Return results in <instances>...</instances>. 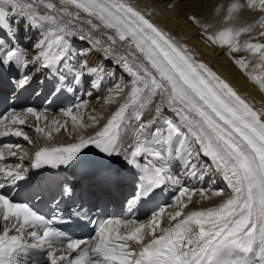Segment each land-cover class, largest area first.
Returning a JSON list of instances; mask_svg holds the SVG:
<instances>
[{
  "label": "snow or ice",
  "instance_id": "6c2138e0",
  "mask_svg": "<svg viewBox=\"0 0 264 264\" xmlns=\"http://www.w3.org/2000/svg\"><path fill=\"white\" fill-rule=\"evenodd\" d=\"M60 5L57 7L53 0L27 3L0 0V39L4 41L0 43V71L10 70L13 64L27 69L31 64L37 75L25 71L18 81L19 87L30 86L34 79L43 86L45 81L39 80V74L43 73L45 79L51 77L55 81L53 95L65 90L64 82L69 75L67 90L75 91L73 85L79 86L85 76L99 75L103 69L89 67L86 59L81 61L80 57L87 52H75L70 38L79 34L80 40L99 44L92 32L103 27L114 33H103L111 42L104 47L106 53H114L112 45L117 40L127 41V54L118 55L117 63L132 77L131 88L101 130L88 138L81 137L76 143L41 148L35 153L31 167H67L85 160L89 155L85 150L95 148L101 158H110L101 170L103 183L117 182L112 173L115 169L119 176L122 171L120 157L125 165L136 170L133 199L127 201L129 211L137 202H154L165 186H174L176 194L171 204L153 210L146 223L135 218L105 219L99 221L94 237L83 240L69 237L56 225L55 217L47 218L28 203L15 201L0 191V221L4 222L0 231V264H264V111L255 110L206 64L197 62L186 47L157 27L130 0H60ZM69 6L76 11H69ZM246 6L264 11V0H246ZM241 7L233 3L225 20H231ZM189 19L207 31L208 26L197 17ZM256 28L264 29V17L255 25L226 27L207 38L220 46L227 45L230 53L243 50L258 56L257 67H261L264 43L239 42L242 34ZM33 30L40 38L29 45L36 55L28 60L11 42L19 41L22 32ZM259 36L264 37V31ZM235 63L247 70L244 59ZM248 75L264 91V75ZM97 86L93 81V87ZM122 91L117 85L115 95H110L107 102H114ZM157 97L160 103L153 109L155 116L145 121L144 113ZM85 107L86 102H77L62 109L64 123L53 119L51 125L47 123V110L38 112L28 107L13 112L0 119V125L4 126L0 136L23 137L31 143L23 131L29 117L37 122L36 133L51 128L46 133L48 138L53 130L57 133L67 130L68 119L73 126L83 128L80 110ZM165 107L175 114V120L164 117ZM42 119L45 127L40 126ZM89 119L96 120L92 116ZM133 120L137 122L133 142L125 147L124 134ZM158 122L160 127H155ZM3 147L15 156L13 149L19 145ZM201 155L211 163L202 164ZM173 158L180 162L179 173L173 171ZM4 159L0 150V160ZM212 171L221 173L227 181L230 197L216 207L185 212L196 194L207 198V191L220 196L223 190L190 188L182 184L181 176L203 179ZM0 176L12 186L29 179L20 164L0 168ZM4 187L5 183L0 182V189ZM75 187L63 185L60 195L71 199ZM55 204L59 209V201ZM168 208L176 210L167 212ZM91 210L84 203H74L68 210V219L86 218ZM165 218L171 225L168 228L161 227ZM157 231L160 235H156ZM149 235L152 239L146 243L145 237ZM130 242L139 245V251Z\"/></svg>",
  "mask_w": 264,
  "mask_h": 264
},
{
  "label": "bare ground",
  "instance_id": "6f19581e",
  "mask_svg": "<svg viewBox=\"0 0 264 264\" xmlns=\"http://www.w3.org/2000/svg\"><path fill=\"white\" fill-rule=\"evenodd\" d=\"M174 1L175 0H130V2L133 5L139 8L154 23L162 26L165 29V31L170 36H172L173 39L179 45L186 47L190 51V53L193 54L194 59L196 61L206 64L208 68H210L213 72H215L218 76H220L223 80H225L239 95L245 98V100L248 103H250L255 110L264 111V91H261L259 86L249 79V75H248V73H252L257 76L264 75V66L257 67V65L259 64L258 56H253L249 52L243 51V50L230 53L229 47L227 45L220 46L219 44L212 43L207 38L209 36V32H210V35H214L218 33L219 31H222L226 27H233V28L247 27L250 25V23L253 20L257 18L256 21L254 22V25H255L261 19V17H264V11H261L259 10V8H256V11L253 10L254 11L253 12L252 9L247 8V6L245 8H240L242 11H239V10L235 11L233 13V18L231 20H225V16H224V18L220 19L219 21H216L214 23L212 22V24L207 25L208 28H207V31H205L202 27L194 24L189 19V17L195 16L203 24L204 17L209 12V8L213 4V2L215 1L220 2L223 0H177L176 2ZM228 2L230 4H233L234 0H228ZM238 2H240V0H238ZM174 4L175 6L173 8L170 7ZM69 9H73V7L69 6ZM40 11H43V8L40 9ZM99 29L102 30L104 28H99ZM13 30H15V26H13ZM260 31H264V29L256 28L251 33H244V35L242 36V40L239 38L241 40V41L239 40L240 43L243 44L244 42L249 41V40H251L252 42L264 43V37L259 36ZM27 34L24 33V36L26 35V38L23 37L22 40L25 41V44H27L28 47L30 44L31 45L35 44L37 40L40 38L39 33L36 30L32 31L31 36H30V32H27ZM0 41L4 43L3 39H0ZM103 41L105 40L103 39ZM126 42L127 41L123 42L124 44L123 46L126 45ZM11 43L12 45L18 47L21 51H23L25 58L28 60H31L36 55V50L33 48H30V49L21 48L19 46L20 42H16V40H13ZM76 43L77 44L79 43L78 45L82 44L81 40H77ZM77 44L76 46L74 45V43L71 44V47L73 48L75 52L77 53L81 51L87 52L86 56L80 57L81 61L86 59L88 61L89 67H99L101 69L103 65L105 67L108 66V68L110 69H111V66H113V72L110 71V75L107 72H102L99 75H89V76H85L82 79L84 82L89 80V84H93V81L96 82L97 79H99L101 75L103 76L100 86L96 87L95 89L91 87L90 91L87 94L84 93V96L78 99V101L80 102H86L87 113H84L82 110H80V112L83 115V124L85 125V127L80 128L79 126H73V122L70 119H68L69 122L67 123V130H64V131L61 130L59 133L56 132L55 136H53V133L51 134V138H49L51 142L59 141V142H62L63 145H67L69 143H76L79 141L81 137L88 138L90 136H93L95 132L101 130L103 126L107 123L108 119L112 116V114L118 109L120 104L124 102L131 88V80H132L131 76L127 74V72H123L124 70L121 71L120 70L121 63H117V56L120 54L118 50H115L114 53L107 55V54L101 53L100 52L101 50L98 51L93 45L91 46L89 45L90 47H88L85 44V45H81L77 47ZM117 44H114V45L116 46ZM119 44H122V43L119 42ZM121 46H119V49ZM81 47L83 48L80 49ZM84 47L86 48L84 49ZM237 59H244L246 61L247 63L246 71L242 70L235 63V60ZM77 67H79V63H77ZM24 71H27L29 74L32 75L35 72V67L30 64L27 69H24ZM128 80L130 81V84L125 85L124 83ZM117 85H120L123 88V91L118 96H115L114 102H107V100H104V98L109 97L110 95H115ZM99 95L101 96L104 95V96L99 98L100 97ZM159 103H160V100H155L154 104L149 108V110H147L144 113L145 121L150 120L153 118V116H155V112L153 111V109L155 108V105ZM22 111L23 109L21 110V112ZM73 111L74 113L76 112L75 109H73ZM166 111L167 109L165 108L164 117L167 115V114L165 115ZM61 116H62L61 112L53 117L48 116L47 123L51 125V121L57 118H59L57 120H59L60 123H64L65 117L62 116V118H60ZM90 116L96 118L95 122L89 119ZM41 122L39 123L41 124ZM28 124H29V127H26V128L24 127L23 130L24 131L29 130V132H31V129L33 127L35 128L36 123L32 119V121L27 120L26 125ZM45 124L46 122L44 121V124L41 127H45ZM136 127H137V123L132 124L131 129H128L127 131L128 132L127 135H124L125 147H127L129 144L133 142V130ZM155 127H160V123L158 122L155 125ZM49 130H51L50 127L45 128V134ZM34 131L35 130H32L31 134H28V131H27V134L29 135L30 140L32 137H35L34 139H32V143L36 144L37 141L40 140L38 138V135H40V133H36ZM71 133L74 137L69 138V135ZM73 138H76L77 140L74 141ZM7 142L8 143H5V144L10 143L9 141ZM16 144L17 143H13V145H16ZM19 148H17L19 152H17V150H14L16 151L17 154L15 156H12V155H9V151L7 148H4L3 146L0 147V150L3 151L4 156H5L4 160H0V163H1L0 168L8 167V163H7L8 161H6V159L9 157H14V160L10 161L11 163L14 162L15 164H20L18 159L21 160L22 158H24L25 156L24 151H26L27 146L26 145L19 146ZM85 151L89 152V155L87 157L91 159L92 163L95 165V176L98 178H102L103 173L101 172V170L107 166L108 160L110 158H107V157L101 158L102 154H99L98 150L95 148H91ZM119 159L120 161H123V157H120ZM173 160H176V159L173 158ZM200 161L202 162V164L211 163L207 157H203L202 155L200 156ZM123 164H124V161H123ZM177 164L179 168L181 169L179 161L177 162ZM115 171L116 170L113 169L112 174L117 181L115 184H119L120 189H123V187H126V185H128L129 189H132V186L136 187V178H134L133 172L130 166H127L124 164L123 170L121 173H119V176H116ZM207 175H208V178H206ZM207 175H205L203 179H193V178L185 179L183 184H185L186 182L190 183V181H192L194 183V187L204 188L206 190H209V189L223 190V194L220 196H214L211 194V191H207L206 192L207 198H202L200 197L199 194H196L193 197V202L191 203L190 206L195 207L196 205V206H201V209H208V208L218 206L220 203H222L224 200L230 197L231 189L228 188L227 181L223 178L221 173L212 171ZM124 176L128 180V184L126 185L122 184ZM210 178L212 179V181L210 184H208L207 179L209 180ZM175 194L176 193L174 189L171 191L172 198H174ZM190 206H187V208L185 209V212H191L194 210H198V208L194 210H188V207ZM175 210H176L175 208H169L167 212H174ZM150 218L151 216L148 217V219ZM140 222H143V221H140ZM146 222L147 221H145V223ZM3 223H4L3 221H0V230L3 229ZM172 223L174 224L175 221H173ZM170 226L171 225L169 224L167 218H165L161 224V227L168 228ZM156 235H160V232L157 231ZM151 239L152 237L150 235L146 236L145 242L147 243ZM130 246L133 249L140 247L134 242H130Z\"/></svg>",
  "mask_w": 264,
  "mask_h": 264
},
{
  "label": "rangeland",
  "instance_id": "374dc122",
  "mask_svg": "<svg viewBox=\"0 0 264 264\" xmlns=\"http://www.w3.org/2000/svg\"><path fill=\"white\" fill-rule=\"evenodd\" d=\"M177 0H175L174 2H176ZM27 2H30V0H21V3H27ZM53 2L54 3H56V5H57V7H60L61 5H60V0H53ZM218 2V1H217ZM216 1L215 2H213V4L211 5V7L209 8V12L205 15V17H204V21H203V24H205V25H210V24H212V22L214 23V22H216V21H219L220 19H222V18H224V16H226L227 15V10H228V8L232 5V4H230L229 2H228V0H223V1H220V2H218L217 3ZM215 3H217V4H215ZM234 3H239V4H241V5H243V7H241V8H245L246 7V0H240V2H238V0L237 1H235L234 0ZM175 4H177V3H175ZM175 4L174 5H172V6H170V7H174L175 6ZM216 5V6H215ZM42 9V8H41ZM75 8L73 7V9H69V11H72V12H75L76 11V9L74 10ZM239 11H242L240 8L238 9ZM253 10H255L256 11V8H254V9H252V11ZM254 12V11H253ZM81 17L82 18H84V15L83 14H81ZM208 17V18H207ZM65 19V21H67V17H65L64 18ZM257 19V18H256ZM256 19L255 20H253V22H251L250 23V25H254V22L256 21ZM211 20V21H210ZM250 22V21H249ZM249 25V26H250ZM82 27H84V28H87L88 26L87 25H81ZM248 27V26H247ZM100 28H103V27H100ZM105 29V28H104ZM98 29L97 31H93L92 32V36L93 37H95V38H98L99 40H100V43L99 44H95V41L94 40H89V39H84V40H81V43L82 44H80V45H78L76 42H77V40H80L79 38H78V36H79V34H77L76 35V37L75 36H72L71 38H70V40H71V44L72 43H74V45L76 46V44H77V47L78 46H81V45H85L86 44V46H88V47H90L91 45H93L98 51H100L101 53H104V54H110V53H106L105 51H104V47L105 46H108L109 44H111V42L110 41H108V39H105V38H107V36H105V35H103V33H109V34H114V33H112L111 32V30H107V29ZM100 30V31H99ZM99 31V32H98ZM106 31V32H105ZM95 32V33H94ZM98 32V33H97ZM97 33V34H96ZM94 34V35H93ZM28 35V34H27ZM32 35V31L30 32V36ZM209 35H210V32H209ZM244 34H242L239 38L242 40V36H243ZM23 37L24 38H26V35L24 36V33H21V39L19 40V41H16V42H20V47L21 48H27V49H30L31 47H28V45L27 44H25V41L24 40H22L23 39ZM103 39L105 40V41H103ZM239 39V40H240ZM240 40V41H241ZM92 41V42H91ZM108 41V42H107ZM118 42V44L115 46V45H112V47H113V49H114V51L115 50H118V52L120 53L119 55H124L125 53H126V50H125V46H123L124 44H123V42H120L119 40H117ZM239 41V42H240ZM119 42L120 43H122V44H119ZM0 43H2L1 41H0ZM106 43V44H105ZM22 44V45H21ZM126 44H127V42H126ZM31 45V44H30ZM90 45V46H89ZM121 46L120 47V49H119V46ZM118 46V47H117ZM5 47L7 48L8 47V45L7 44H5ZM83 47H81L80 49H82ZM86 47H84V49H85ZM117 48V49H116ZM123 52H121V51ZM35 53V52H34ZM112 54V53H111ZM126 55V54H125ZM132 59V57L131 56H129V60H131ZM112 63H114V62H112ZM121 66H120V70L121 71H123L124 69V67H123V65L122 64H120ZM102 69H103V72H107V73H109V75H110V71L111 72H113V66H111V69L110 68H108V66H102ZM262 70V69H261ZM260 70V71H261ZM109 71V72H108ZM259 71V72H260ZM120 72V71H119ZM123 72H126L125 70L123 71ZM128 74V73H127ZM102 75L99 77V79L98 80H100L101 81V79H102ZM118 77V76H117ZM132 78V77H131ZM125 85H129L130 84V81L128 80V81H126L125 83H124ZM90 91V90H89ZM99 94V93H98ZM97 95V94H96ZM100 97L99 98H101V97H103V96H101V95H99ZM106 98H108V97H106ZM106 98H104V100H107ZM159 97H157V99L156 100H160V99H158ZM166 109H167V111L165 112V117L166 118H170V119H173V120H175L176 119V117H175V114L172 112V111H170L167 107H165ZM84 113H87V108L85 107V108H83V109H81ZM169 112V113H168ZM28 121H29V119H28ZM42 121V120H41ZM69 121V120H68ZM43 122V121H42ZM41 122V126H43V124L44 123H42ZM68 123V122H67ZM137 122L135 121V120H133V121H131L130 122V124H129V128L128 129H131V125L132 124H136ZM63 124V123H62ZM29 125V124H28ZM80 128H82V127H80ZM84 128V127H83ZM54 131V130H53ZM53 133V136H55L56 135V132L54 131V132H52ZM127 133L128 132H126L124 135H127ZM217 174V173H216ZM209 182H210V180H209ZM198 202V201H197ZM200 202V201H199ZM192 203V202H191ZM191 203H189L188 204V206H190L191 205ZM196 208H198V210H201V206H196L195 205V207H192V206H190V207H188V210H194V209H196Z\"/></svg>",
  "mask_w": 264,
  "mask_h": 264
}]
</instances>
